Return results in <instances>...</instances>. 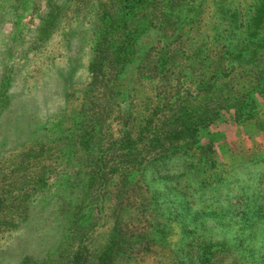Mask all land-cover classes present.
I'll use <instances>...</instances> for the list:
<instances>
[{
    "label": "rangeland",
    "instance_id": "obj_1",
    "mask_svg": "<svg viewBox=\"0 0 264 264\" xmlns=\"http://www.w3.org/2000/svg\"><path fill=\"white\" fill-rule=\"evenodd\" d=\"M65 1L0 0V78L3 65L7 63L11 66L15 60L12 55H8L13 51L12 46L14 45V49L18 46L21 51L24 49V46H21L22 39L18 38L19 31L24 33L28 38V45L31 46L33 40L39 36L41 25L46 22V18L48 19L52 11L57 13L49 42L40 44L37 49H29L27 46V50H30L28 54L20 53L18 58L21 59L17 60L22 62L21 69L14 76L11 86L0 81V91L8 93L12 100L2 115L0 114V198L2 197L3 204L0 209V264H69L70 256L80 243L91 247V252L96 257L107 245L112 231L116 232L119 238L118 250L112 264H190L188 245L193 238L192 225L196 224L192 219L193 213L186 204H177L174 195H170L172 198L164 203L157 201V194L162 192L152 190V185L158 181L165 187L166 183L168 188L172 187L168 183V177L153 176L150 179L144 174L146 168L131 177V184L136 186L137 193L142 190L137 186V182L141 183L143 179L142 182L147 186L144 190H149L150 202L147 205L151 207L146 212L139 211L136 216L129 214V217L142 220L138 224L139 228L134 230L132 223L129 226L125 223L128 214H125V217L120 216V220L116 222L117 218L115 220L109 214L108 217L105 214L101 216L92 211L91 198L86 195L89 182L87 175L83 174L88 169L87 164L84 165L80 157L74 154L73 144L67 149L68 154L61 157V161L54 162L56 166H48L44 161L34 163L35 166L29 172L35 175L42 171L40 181L35 180L32 175L22 178L16 175L17 163L12 157L19 156L26 150L25 144H30L35 139L58 141L65 133L70 136L76 129L85 133L89 125H96V121L89 119L88 112L86 115L81 114V109L90 104L83 94H89L90 89L87 64L94 56L98 30L95 25L97 4L96 0H69L67 3ZM155 1L156 11H159L161 0ZM202 1L208 6L213 0H199ZM228 1L241 3V8L247 11L248 5L258 0ZM51 2L59 3L60 8L58 6L56 9ZM191 3L192 0L183 1L185 7H190ZM196 13L199 14V8ZM262 23L257 39L262 43L258 47H246L244 36L237 34L231 39L235 41L234 49L246 55L254 54L255 58L264 55V18ZM189 28L186 25L182 32H189ZM147 41L148 43H140L139 58L135 59L133 64L129 63L126 79L119 83L123 87L117 90L114 98L119 101L124 99L122 105L118 107L116 102L111 103L113 116H116L118 108L122 111L118 121L108 119L106 123L113 121V132L116 134H120L121 122L129 117V113L138 110L135 107L141 100L150 99L149 101L155 104L159 99L158 102H164L169 107L176 104L177 100L187 98V104H194L191 101V96H195L194 85L172 80L170 69L159 73L154 67L161 51L170 50L176 53L180 51V44L170 40L169 43L159 41L154 46L156 43H150L148 39ZM74 51L77 52L81 64L79 61L75 63L79 66L74 71V97L71 96L68 100L67 96L63 95L66 93V85L60 70L66 69L68 55ZM255 51L259 54H255ZM222 52L223 50L220 52L218 49L214 54L213 57L217 61L208 71V76L214 77L224 71ZM29 55L35 56L37 62L29 63ZM3 57L5 61L1 64ZM258 60L255 59L252 64L256 71L260 70ZM144 72L146 76L142 75ZM143 77L146 80L141 84L142 80L139 78ZM125 87L131 89L129 94L127 90L124 92ZM199 94V102H203V93ZM2 98L0 96V107ZM76 116L78 118L75 121ZM200 137L205 142L209 141V138L216 139L214 144L217 166L219 161L229 155L253 156L256 151H264V99L259 104L255 117L244 124L223 123L221 129L216 125L214 130L203 129ZM100 139L97 138L96 141ZM186 147L189 145L184 148ZM190 152L199 154L195 150ZM32 183L35 184L34 188ZM153 194L156 199L152 197ZM235 213H211L215 224L211 220H200L195 232L198 236L197 243L211 241L218 249L226 244L231 247L238 246L237 235L232 238L222 234V231L226 232L237 220L233 216ZM76 217L79 218L77 221ZM12 222L15 224L12 225ZM176 222L180 225L182 235L179 244L174 245L172 241L178 231ZM231 247L230 249L235 248ZM239 254L233 252L223 255L221 264H230ZM246 261L245 264H256L251 260ZM219 262L217 263L220 264Z\"/></svg>",
    "mask_w": 264,
    "mask_h": 264
},
{
    "label": "trees",
    "instance_id": "obj_2",
    "mask_svg": "<svg viewBox=\"0 0 264 264\" xmlns=\"http://www.w3.org/2000/svg\"><path fill=\"white\" fill-rule=\"evenodd\" d=\"M68 1L66 0L65 3ZM183 1L161 0L160 10L156 11L155 0H96L95 25L98 30H96L94 56L87 64L90 89L89 94L88 92L83 94L90 104L81 107V114L86 115L88 112L89 119L96 121V125H89L85 133L74 130L73 137L65 133L58 141L35 139L30 144H25L26 150H23L19 156L12 157L17 163V176L22 178L32 175L35 180L40 181L42 171L35 175L29 172L35 166L34 163L44 161L49 164L48 166H52L55 161H61V157L68 154L67 149L73 144L74 154L80 157L89 169L83 174L87 175L89 182L86 195L91 198L92 211L101 216L105 214L108 217L109 214L111 218L115 220L117 218L116 222L120 220V216L125 217V214H128L125 223H128V226L132 223V228L137 230L142 220L129 217V214L136 216L140 213L139 211L146 212L151 207L147 205L150 202L149 190H144L147 186L142 182L143 179L141 183L137 182V186L142 189L139 193L136 192V186L131 184V177L135 173L155 165L170 150L178 146L184 148L187 145L189 147L184 148L185 150L199 152L197 155L202 162H206L212 168L217 167L218 159L214 144L216 139L209 138V141L205 142L200 137L202 130H214L216 125L221 129L223 123L244 124L255 117L259 104L264 99V58H261L264 55L255 58L254 54L246 55L238 52L234 49L235 41L231 40L239 34L244 36L246 47H258L262 43V41L259 43L257 39L263 25L264 0L248 5L247 11L241 8V3L233 0H231L233 2L213 0L208 6H205L203 1L192 0L190 7H185ZM50 4L56 9L59 6V3L51 2ZM56 16L57 13L53 11L50 13L46 22L41 25L39 36L33 40L31 46L27 43L28 38L21 30L19 31L18 38L22 39L21 46H24V49L21 51L18 46L15 49L14 45L12 46L13 51L8 55H12L15 60L11 66L7 63L3 65L0 78L2 84L10 86L13 84L14 76L20 71L22 65V62L17 60L21 59L18 56L20 53L28 54L30 50H27V46L29 49H37L40 44L49 42ZM186 25L190 27L189 32L183 33L182 30ZM147 39L150 43H156L154 46L159 41L169 43L170 40L180 44V51L176 53L170 50L161 51V56L154 63V67L159 73L170 69L172 80L194 85L195 96H191L194 104H187V98L177 100L176 104L169 107L164 102H158L159 99L155 101V104L149 101L150 99L141 100L135 107L138 110L129 113V117L121 122L120 134H116L113 132V121L106 123L108 119L118 121L122 111L118 108L116 116H113L111 103L116 102L118 107L122 105L124 99L119 101L114 96L117 90L123 87L119 83L126 79L125 74L129 70V63L133 64L135 59L139 58L140 43H148ZM218 49L220 52L223 50L221 59L225 61V69L214 77L208 76V71L217 61L213 56ZM254 53L259 54L257 51ZM68 57L69 62L66 60L68 66L60 72L66 85V93L63 95L70 100L71 96L74 97L72 94L74 82H76L74 71L79 66L75 63L77 61L81 63L75 51ZM76 57L78 60H75ZM260 58L261 60H258ZM4 59L3 57L1 64ZM255 59L260 65L259 71L254 70L252 66ZM28 60L29 63L37 62L35 56L29 55ZM145 73L142 75L146 76ZM147 79L150 80V78ZM139 80H142V84L146 78H139ZM126 90L127 94L131 91L130 88L125 87L124 92ZM199 93H203V102H199L201 99ZM0 96L3 97L0 107L2 115L12 100L8 93L4 94L3 90L0 91ZM196 101L198 102L195 103ZM77 118L78 116L75 121ZM68 137H70L69 140ZM97 138L101 139L96 141ZM53 152L54 155H52ZM32 184L34 188L35 184ZM175 192L176 189L168 188L166 183L165 191L157 194V201L164 203L171 199L170 195H174ZM152 197L156 199L155 194ZM161 197H163L162 200H160ZM1 200L2 197L0 209L3 207ZM130 201L132 205L129 204ZM233 216L236 219L239 217L245 223H253L256 218H259L262 223L254 224V227L264 239V205L255 206L253 211L245 209ZM78 219L76 217V221ZM192 219L196 221V224L192 227L193 238L188 245L190 264H218L219 261L221 264L222 256L233 252L240 254L230 264H245L246 259L251 260L252 263L264 264V243L260 246L251 243L254 237L244 234L243 228L237 234L238 246H232L235 248L230 249L231 246L226 244L218 249L211 241L197 243L198 236L195 232L202 216L193 214ZM223 221L226 222L224 219ZM14 224L15 222H12V225ZM110 235L107 245L97 253L96 257L87 244H78V248L69 258V264H112L118 250L119 238L114 231Z\"/></svg>",
    "mask_w": 264,
    "mask_h": 264
},
{
    "label": "clouds",
    "instance_id": "obj_3",
    "mask_svg": "<svg viewBox=\"0 0 264 264\" xmlns=\"http://www.w3.org/2000/svg\"><path fill=\"white\" fill-rule=\"evenodd\" d=\"M144 174L150 179L153 176L168 177L169 185L176 189L173 198L177 204H186L193 214H201L204 222L211 220L215 224L211 213H240L264 205V151H256L253 156L229 155L212 168L195 153L178 146L146 168ZM152 190L163 192L165 186L158 181L152 185ZM176 223L178 231L172 241L174 245L179 244L182 235L180 225ZM260 223L259 218L253 223H245L238 217L222 234L235 238L243 228L244 234L254 237L250 242L260 246L264 239L254 227Z\"/></svg>",
    "mask_w": 264,
    "mask_h": 264
}]
</instances>
